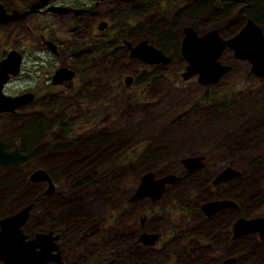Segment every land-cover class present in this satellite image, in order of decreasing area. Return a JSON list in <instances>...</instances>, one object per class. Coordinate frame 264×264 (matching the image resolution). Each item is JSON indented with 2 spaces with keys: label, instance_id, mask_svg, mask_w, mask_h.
Here are the masks:
<instances>
[{
  "label": "flooded vegetation",
  "instance_id": "flooded-vegetation-1",
  "mask_svg": "<svg viewBox=\"0 0 264 264\" xmlns=\"http://www.w3.org/2000/svg\"><path fill=\"white\" fill-rule=\"evenodd\" d=\"M35 1L38 0H0L6 14L2 16L4 19H0V61L15 56L1 76L3 78L5 75L6 78L1 83L0 92L5 97L24 93L29 95L27 101L18 106L12 107L10 99L5 103V97L4 103H0V108H3L0 109L2 150H15V153L23 154L14 162L0 163V170H10L0 175V186H6L5 195L14 192L18 195L22 193L17 190L21 181L26 191V199L22 203L10 210L0 211V216L33 202L25 221L19 225L22 240H32L35 234L50 231L51 241L55 244L51 252L56 253L54 258L37 264H104L107 261H111V264H125L126 257L128 264H162L171 256V264L177 260L182 264H263L264 237L260 236V231L239 233L240 227L235 226L234 221L238 218L264 217V204L260 210H255L245 203L246 199L264 197V166L249 173L245 177L248 181H243L237 190L229 191L228 197H203L185 205L186 214L199 219L205 229L175 235V241L167 248L159 244L168 236L147 225L145 216L139 218L137 229H129L125 233L120 227L117 242L114 243V248L120 251L103 258L100 257L101 244L95 247V252L89 254L71 249L80 240L75 238L79 227L66 231L62 227H54L49 220L37 228H27L26 224L32 208L38 204L42 209V201L48 196L52 200L54 219L69 222L72 220L69 215L72 208L66 207L67 212L62 213H67V217L63 218L59 214L63 196L57 192V182L64 181L67 184L73 191L70 197L86 185L100 190L94 183L95 174L97 170L109 169L103 165L107 158L121 154L120 164L135 158V145L108 148L110 143L107 145V141L122 137L124 139L120 143H128L129 137H123L125 130L115 129L117 121H127L134 116L135 110L154 106L159 101L156 96L162 80L193 79L203 87L202 99L211 103V88L232 69V63L221 56L227 50L235 60L246 62L248 78H264V74L257 75L251 71V63L247 58L235 57L233 50L228 47L222 49L217 59L229 67L215 81L201 83L198 81L199 72L187 78L181 76L187 63L181 52L185 27H191L197 36L216 30L217 35L226 38L237 32L250 18L260 27L264 37V12L259 13L264 8V0H41L35 10L22 13ZM191 3L197 6L188 10L187 5ZM13 11L15 17H11ZM185 16L197 20L198 28L188 23ZM220 21H224L226 33H221ZM141 40L144 41V47L150 45L159 49L162 56L149 47L151 53L147 52L146 55L143 47L136 46ZM142 56L150 57L151 60L158 59L147 61ZM172 63H176L173 69ZM105 74H116L119 85L126 91L125 97L118 98L117 102L122 106L114 118L111 117V103H94L99 92L107 89ZM204 75L209 74L204 71ZM215 106L217 109L222 108V101ZM210 110L213 111L212 108ZM254 124L251 121L244 129ZM258 129L249 131L248 137L257 136ZM33 130L38 134L37 145L28 140ZM251 143L248 141L244 148H248ZM43 153H52L57 158L46 160V167L41 162L29 167L25 165L28 159H39ZM185 155H200L201 164L188 169L179 163L177 182L166 184L163 190L178 183L182 176L206 165L203 153L194 152L182 156ZM0 156V159L8 158L3 154ZM257 159L253 158L250 162L258 163ZM36 168H43L48 174L51 186L46 193L45 180L31 181L28 178ZM219 169L209 177L210 187L242 178V171L237 168L239 173L236 176L212 185L210 181ZM139 176L136 175L134 185L126 194L125 203L135 205L142 199L156 201V198L148 196L140 200L131 199V194L139 184ZM96 197L99 195L96 194ZM216 198H227L231 203L205 213L201 209L202 203ZM86 205H89V201ZM42 218L48 219L43 210ZM143 232H154L150 243L140 238ZM33 249L37 251L39 246Z\"/></svg>",
  "mask_w": 264,
  "mask_h": 264
},
{
  "label": "rangeland",
  "instance_id": "rangeland-1",
  "mask_svg": "<svg viewBox=\"0 0 264 264\" xmlns=\"http://www.w3.org/2000/svg\"><path fill=\"white\" fill-rule=\"evenodd\" d=\"M196 6L191 3L187 5V9L192 10ZM263 12L264 8L259 13ZM185 20L198 28L197 20L191 19V16H185ZM219 28L221 33H226L224 21L219 22ZM221 56L232 63V69L211 88L213 94L211 103H206L202 99L203 87L193 79L162 80L160 91L156 96L159 101H156L154 106L135 110L134 116L127 121L123 119L117 121L118 125L115 129L125 130L123 137H129L128 143L124 141L120 143V140L124 139L122 137L115 141H107V145L110 143L108 148H120L126 145L128 148L135 145L136 151L133 153L135 158L130 161L124 160L121 164L119 161L121 154L107 158L103 165L109 169L97 170L95 174L94 183L100 187V190H96L95 186L86 185L70 197L73 191L67 184L64 181L57 182V192L63 196L59 214L63 218L67 217V213H62L67 212L66 207H70L72 212L69 215L72 220L66 222L62 219H54L51 211L52 200L48 196L42 201V209L38 204L32 208L26 227H40L47 220L54 227H62L66 231L79 227L75 238L80 240L71 249H75L78 253L89 254L95 252V247L101 244V258L120 251L114 248L119 236V228L122 227L125 233L129 229H137L141 216H145L147 225L155 227L168 236L159 244L162 248L171 245L175 241V235H181L189 230L205 229L199 219L186 214L185 205L203 197L217 195L228 197L229 191L237 190L243 181H248L245 177L249 173L264 166V120L262 119L264 78H248L246 62L235 60L230 51L223 52ZM175 65L176 63H172L171 68L173 69ZM104 77L107 89L99 92L94 103L101 104L104 101L111 103L113 106L110 108L111 117L114 118L115 113L122 106L117 102L118 98L125 97L126 91L119 85L116 74H105ZM220 101L223 106L217 109L215 105ZM251 121L255 124L244 129ZM256 128H259L256 131L259 134L248 137V132ZM248 141H252L251 145L244 148ZM194 152L206 156V165L201 169L194 170L189 175L182 176L178 183L167 186L154 202H149L147 199H139L140 201L135 205L124 202L126 194L134 185L136 175H141L145 169H151L156 174L165 171L178 173L180 166L178 158ZM52 158L57 157L52 153H43L39 159H28L25 165L29 167L41 162L46 167L44 162L47 164L46 160ZM253 158H258V163L250 162ZM225 164L240 169L242 178H234L216 187H210L209 177ZM8 171L10 170H0V175ZM6 189V186H0V211L10 210L26 199V191L21 181L17 189L22 192L19 193L20 195L15 192L5 195ZM96 194L99 197H96ZM262 200H264L263 196L255 200L246 199L245 203L251 209L260 210L261 205L264 204ZM87 201L89 205H86ZM42 210L48 215V219L42 218ZM124 262L128 264L127 257ZM171 263L172 256L162 264ZM175 264L182 263L177 260Z\"/></svg>",
  "mask_w": 264,
  "mask_h": 264
},
{
  "label": "water",
  "instance_id": "water-1",
  "mask_svg": "<svg viewBox=\"0 0 264 264\" xmlns=\"http://www.w3.org/2000/svg\"><path fill=\"white\" fill-rule=\"evenodd\" d=\"M40 3L41 0L32 2L28 6L27 10L22 13L35 10L36 7L40 5ZM2 16L5 17L6 14L2 8V5L0 4V19H4ZM11 17H15L14 11ZM185 31L186 34L181 42V52L186 58L187 63L184 67V70L181 72L182 78H187L190 75L199 72L200 74L198 81L201 83L215 81L229 67L226 63H223L217 59L224 47L232 49L235 57L247 58L251 63V71L257 75L264 74V37L260 27L250 18L245 21V24L237 32L226 38H222L217 35L216 30L209 31L201 36H197L191 27H185ZM137 45L144 48L146 55L147 52L151 53L150 49H154L156 54L162 56L159 49H156L150 45H147L150 49H148V47H144L143 40L136 44V46ZM13 58H15V56L11 55L10 57L3 58L0 61V86L2 81L6 78L5 75L3 78L1 76L6 72V68L8 67L9 63H12L11 61ZM142 58L147 61H155L158 59L155 58L154 60H151L150 57L144 56H142ZM15 67H17V62ZM204 71L209 75H204ZM12 73H15V70H12ZM28 96L29 95L27 93H24L5 97L0 92V103H4L3 97H5V103H8V99H10V104L12 107H14L27 101ZM1 154L8 156V158H1L0 163L14 162L18 156L23 155L19 154L18 152L15 153V150L3 151L2 143L0 142V155ZM200 158V155H185L179 158V163L182 166L190 169L201 164ZM238 173L239 170L237 168L226 165L215 173L210 183L215 185L219 182L236 176ZM28 178L31 181L45 180L47 182V188L44 193L50 190L49 187L51 186V182L47 172L43 168H36L32 170ZM139 178V184L130 196L131 199L134 200L145 196H148L151 199L157 198L163 191L164 186L168 183H173L176 181L178 175L172 171H165L161 174H155L153 171L147 170L143 172ZM230 203V199L216 198L203 202L201 209L205 213H210L213 210ZM32 204L33 202L30 201L22 205L17 210L0 216L1 264H37L55 257L56 253L51 252L52 248H54L53 245L55 244H53L51 241L52 237H50V231H47V233H37L32 240H22L23 234L21 233L19 225L25 221L28 209ZM234 225L240 227L239 233L248 230H259L260 236L264 237V217H255L249 219L238 218L236 221H234ZM154 235V232H143L140 234V238L143 240V242L150 243L153 240ZM35 246H39L37 251L33 249ZM14 252H16L17 255H15ZM5 257H11L12 259L6 260L4 259ZM104 264H111V261H107Z\"/></svg>",
  "mask_w": 264,
  "mask_h": 264
},
{
  "label": "trees",
  "instance_id": "trees-1",
  "mask_svg": "<svg viewBox=\"0 0 264 264\" xmlns=\"http://www.w3.org/2000/svg\"><path fill=\"white\" fill-rule=\"evenodd\" d=\"M35 136V137H33ZM30 141L33 145H37L38 144V134L34 133V130L31 132V138ZM72 222V221H71ZM37 228V227H36ZM37 231V230H36Z\"/></svg>",
  "mask_w": 264,
  "mask_h": 264
}]
</instances>
